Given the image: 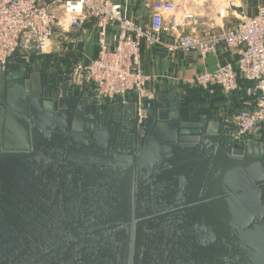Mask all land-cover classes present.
<instances>
[{"label":"water","instance_id":"1","mask_svg":"<svg viewBox=\"0 0 264 264\" xmlns=\"http://www.w3.org/2000/svg\"><path fill=\"white\" fill-rule=\"evenodd\" d=\"M220 14L242 16L233 2ZM12 62L0 264H264V132L237 138L221 97L103 103L57 67Z\"/></svg>","mask_w":264,"mask_h":264},{"label":"built area","instance_id":"2","mask_svg":"<svg viewBox=\"0 0 264 264\" xmlns=\"http://www.w3.org/2000/svg\"><path fill=\"white\" fill-rule=\"evenodd\" d=\"M176 12L175 2L154 3L149 21L142 24L126 18L123 6L110 0H0V73L7 72L16 57L31 61L49 55L56 31L63 35L92 24L96 56L86 65L75 62L67 73L69 82L89 86L103 103L134 93L148 95L145 87L151 78L142 71L141 49L162 45L164 24L174 32L186 26ZM111 26L118 29L113 46L107 41ZM192 26L189 33H178L172 50L205 58L223 46L235 52L236 61L189 78L185 85L222 98V113L229 114L225 122L237 138L264 132V8L255 16L242 14L229 29H203L198 21Z\"/></svg>","mask_w":264,"mask_h":264},{"label":"crops","instance_id":"3","mask_svg":"<svg viewBox=\"0 0 264 264\" xmlns=\"http://www.w3.org/2000/svg\"><path fill=\"white\" fill-rule=\"evenodd\" d=\"M110 1L123 6L126 18L142 24L149 21L152 5L154 3L160 4L155 0ZM232 2L238 6L241 14L248 16H255L260 8H264V0H196L194 2L177 0L176 17L181 24L186 26L183 28L179 27L176 29L177 32H174L168 25L164 24L160 35L162 45L154 48L143 46L141 49L142 71L151 78L145 87L148 95L165 88L181 94L195 93L199 95L201 94L199 91H195L185 85L187 79L202 73L211 72L219 65L224 66L235 63V52L223 46L218 48L215 55L205 58L197 53H183L171 49L178 33H189L195 21H198L203 29L206 27L215 30L229 29L235 25L238 20L231 14L228 17H222L220 14V11L226 10ZM189 16L191 17L189 18ZM61 34V31H56L53 35L51 53L54 61L52 63L46 61L47 67H57L61 71L69 73L71 66L75 62H81L86 65L95 58L97 40L96 29L92 24L86 25L81 30L64 32L63 35H67L66 39H63ZM117 37L118 29L115 26H111L108 30V44L110 46L115 45ZM40 60L38 62H41ZM90 91L91 88L87 86V92Z\"/></svg>","mask_w":264,"mask_h":264},{"label":"trees","instance_id":"4","mask_svg":"<svg viewBox=\"0 0 264 264\" xmlns=\"http://www.w3.org/2000/svg\"><path fill=\"white\" fill-rule=\"evenodd\" d=\"M52 58H54V57H49V56L40 57V56H36V57H32L31 61L38 62V60H40V59H44L45 61L53 62L54 59H52ZM44 60H43V61H44Z\"/></svg>","mask_w":264,"mask_h":264},{"label":"rangeland","instance_id":"5","mask_svg":"<svg viewBox=\"0 0 264 264\" xmlns=\"http://www.w3.org/2000/svg\"><path fill=\"white\" fill-rule=\"evenodd\" d=\"M175 3L177 4V0H175ZM47 56L52 57V53H49V55H47ZM40 61H41V60H40ZM45 62H46L45 60H44V61L42 60L41 62H38V64L40 63V64H39L40 66H41V64L45 66V65H46ZM33 63H36V62L33 61ZM43 63H44V64H43ZM51 63H52V62H51ZM51 63H50V64H51ZM55 64H56V63H55ZM50 66H51V65H50Z\"/></svg>","mask_w":264,"mask_h":264},{"label":"flooded vegetation","instance_id":"6","mask_svg":"<svg viewBox=\"0 0 264 264\" xmlns=\"http://www.w3.org/2000/svg\"><path fill=\"white\" fill-rule=\"evenodd\" d=\"M228 129H229V131H232L233 132L232 128H228Z\"/></svg>","mask_w":264,"mask_h":264}]
</instances>
